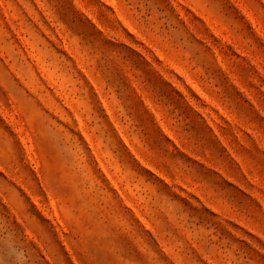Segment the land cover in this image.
<instances>
[{
  "label": "rangeland",
  "instance_id": "obj_1",
  "mask_svg": "<svg viewBox=\"0 0 264 264\" xmlns=\"http://www.w3.org/2000/svg\"><path fill=\"white\" fill-rule=\"evenodd\" d=\"M0 264H264V0H0Z\"/></svg>",
  "mask_w": 264,
  "mask_h": 264
}]
</instances>
